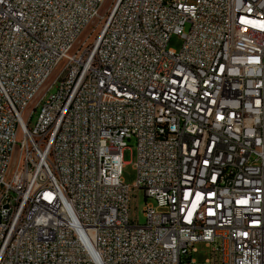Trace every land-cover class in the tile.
I'll return each mask as SVG.
<instances>
[{
	"label": "built area",
	"instance_id": "built-area-1",
	"mask_svg": "<svg viewBox=\"0 0 264 264\" xmlns=\"http://www.w3.org/2000/svg\"><path fill=\"white\" fill-rule=\"evenodd\" d=\"M0 264H264V0H0Z\"/></svg>",
	"mask_w": 264,
	"mask_h": 264
},
{
	"label": "rangeland",
	"instance_id": "rangeland-1",
	"mask_svg": "<svg viewBox=\"0 0 264 264\" xmlns=\"http://www.w3.org/2000/svg\"><path fill=\"white\" fill-rule=\"evenodd\" d=\"M107 6H109L107 4ZM105 7L107 9L108 7ZM189 27L185 28V32H187ZM183 40L179 36H172L168 43V48L179 52L182 48ZM56 90H50L46 97L55 93ZM37 110L35 111V116L37 115ZM35 117L32 119L31 125H34ZM127 148L123 151L122 157L123 162L125 163V167L122 170V180L124 183L129 186L132 190V200L130 206V217L132 220L136 221L140 226L146 224V217L144 214V210L147 205L156 206V201L152 198H148L145 195V192L142 189L133 188L136 182V171L134 170V165L136 161V141L135 139L127 140ZM196 250L195 253L192 254V259L198 263H203L210 258V249L206 247L203 243H197L194 247Z\"/></svg>",
	"mask_w": 264,
	"mask_h": 264
}]
</instances>
